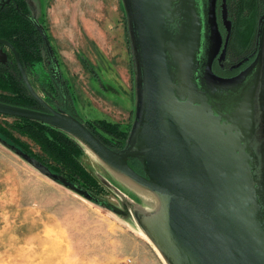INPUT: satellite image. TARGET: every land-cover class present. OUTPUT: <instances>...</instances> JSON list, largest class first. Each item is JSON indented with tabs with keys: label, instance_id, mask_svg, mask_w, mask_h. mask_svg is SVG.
Here are the masks:
<instances>
[{
	"label": "rangeland",
	"instance_id": "rangeland-1",
	"mask_svg": "<svg viewBox=\"0 0 264 264\" xmlns=\"http://www.w3.org/2000/svg\"><path fill=\"white\" fill-rule=\"evenodd\" d=\"M29 1L30 14L46 29L65 81L69 99L61 107L85 124H93L104 142L126 155L132 168L146 176L143 147L138 142L144 81L129 0ZM222 3L223 26L231 32V16L238 11L231 5L229 14L226 0ZM201 5L206 21L201 85L218 100L236 98L256 72L259 38L255 37L251 48L241 50L237 45L236 51L225 53V43L240 32H234L231 39L223 38L218 0H201ZM261 15L258 31L264 24V9ZM237 17L236 26L242 21ZM37 37V61L26 66L28 78L37 93L55 106L61 97L51 78L48 54ZM6 50L9 58L5 66L13 58ZM214 69L221 75L240 71L222 78ZM102 120L116 127L115 132L108 129L110 134L95 125ZM12 123V118L0 117L4 127ZM9 131L20 137L12 128ZM78 161L96 183L87 191L98 202L42 175L0 142V264H188L164 236L158 202L131 193L87 152Z\"/></svg>",
	"mask_w": 264,
	"mask_h": 264
},
{
	"label": "water",
	"instance_id": "water-1",
	"mask_svg": "<svg viewBox=\"0 0 264 264\" xmlns=\"http://www.w3.org/2000/svg\"><path fill=\"white\" fill-rule=\"evenodd\" d=\"M9 2L0 0V6ZM130 3L144 81L138 142L146 176L84 122L51 107L32 86L14 45L4 39L0 46L10 50L28 91L46 112L0 102V115L39 122L79 138L109 166L154 192L164 236L188 264H264V29L254 76L239 96L218 100L206 93L200 80L206 34L201 0ZM30 20L64 91L49 38L37 20ZM0 62H8L2 48ZM0 142L42 175L96 201L36 158Z\"/></svg>",
	"mask_w": 264,
	"mask_h": 264
},
{
	"label": "trees",
	"instance_id": "trees-1",
	"mask_svg": "<svg viewBox=\"0 0 264 264\" xmlns=\"http://www.w3.org/2000/svg\"><path fill=\"white\" fill-rule=\"evenodd\" d=\"M10 2V4L0 6V39L7 40L14 45L26 69V66L29 65V63L37 61L35 52L37 51L39 39H37V33L32 28V24L29 21L31 14L27 0H10ZM12 2L17 3V5L12 4ZM255 4L256 0H234V3L231 4L238 6L237 14L242 18V21L238 26H236V32H240L238 33V36L225 43V53L228 50L236 51L237 45L243 47L241 49L243 50L252 46L254 43L258 24L255 21L251 22L250 20V22H247L246 20H249V15L253 16L258 14ZM249 12L250 14H248ZM247 29H250L249 33L247 32ZM249 35H251V37H249ZM48 59L50 60L49 55ZM251 61L252 60L250 59L248 64ZM223 72L225 71L223 70ZM51 78L56 85L57 93L60 94V96L61 94L64 95V91L60 89L56 79L54 78L53 70L51 72ZM65 89L66 86L64 81V90ZM0 102L32 110H39L37 107L39 105L41 106V104H39L28 91L16 66L14 57L10 58V62L7 66L0 62ZM0 117L4 119L11 118L1 115ZM75 117L78 118L77 116ZM12 119L14 120V123H12L10 127L9 125L8 127H4L0 124V140L2 142L36 158L48 166L54 174L60 177V179L68 181L85 191H87L89 185L91 186L96 184L94 179L78 161V158L81 155H84L86 151L75 139L60 130L39 122L27 119ZM86 124L87 127L96 136H98L95 133L94 125H89L88 122ZM95 125L100 126L110 134H112V132L108 129L114 131L116 128L105 120H102L101 122L97 121L95 122ZM9 128L16 131L20 137L12 134L9 131ZM22 137L26 138L27 141L22 140ZM98 138L100 137L98 136ZM104 143L112 149V147H110L106 142ZM95 202H98V200L96 199Z\"/></svg>",
	"mask_w": 264,
	"mask_h": 264
},
{
	"label": "flooded vegetation",
	"instance_id": "flooded-vegetation-1",
	"mask_svg": "<svg viewBox=\"0 0 264 264\" xmlns=\"http://www.w3.org/2000/svg\"><path fill=\"white\" fill-rule=\"evenodd\" d=\"M262 1L263 0H256V8H257V11H258V14L257 15H249V18H250V16H252L250 19L252 20V22H256L257 24L259 23V20H260V18L262 17V15H261V10H263V8H264V5L262 4ZM27 4H28V6H30V1L29 0H27ZM129 2H130V0H129ZM223 2V0H218V21H219V25H220V31L222 32V35H223V38H228V36L230 37V39L232 38V34L234 33V32H236V25H235V19L236 18H238L237 17V15L238 14H235L234 15V11H233V15L231 16V20H232V22H233V27H232V31L231 32H228L225 28H224V21H223V18H222V9L220 10V6H222V3ZM255 2V1H254ZM11 2H9V4H10ZM234 3V0H226V6H228V12H229V14H230V7H231V4H233ZM12 4H14V5H17V3H15V2H12ZM130 5H131V3H130ZM233 6V10H234V7H235V10L238 8V6L236 5V6H234V5H232ZM23 8V7H22ZM131 9H132V7H131ZM18 10V9H17ZM220 11V12H219ZM228 15V14H227ZM32 16H30V18H31ZM233 17V18H232ZM30 18H29V21H30V23L32 24L31 26H32V28L36 31V33L40 36V39L42 40V42H43V39H42V37H41V35H40V33L37 31V29H36V26L33 24V22H31V20H30ZM32 18H34L35 20H37V22L41 25V23H40V21H39V19L37 18V17H32ZM42 26V25H41ZM43 27V26H42ZM44 28V27H43ZM263 29H264V24H263V26L262 27H260V31H258L259 30V26L257 27V35H256V39L258 40V38H259V41H261V36H262V31H263ZM44 30H45V32H46V34H47V31H46V29L44 28ZM226 32V33H225ZM230 33V34H229ZM48 36V35H47ZM49 38V37H48ZM38 39V38H37ZM50 41V40H49ZM43 44H44V42H43ZM45 45V44H44ZM3 49L4 51H6L7 52V48H5V47H2V46H0V49ZM45 49H46V51H47V48H46V46H45ZM259 51H260V48H259ZM8 58H9V54H8ZM50 61V60H49ZM50 63H51V61H50ZM218 65H220L219 63H218ZM224 66H225V64H224ZM59 67V66H58ZM51 68H52V70H53V66H52V63H51ZM237 70H239L240 71V69H237ZM239 71L236 73V72H234V73H231V74H229L230 76H225V75H221L217 70H215V73H216V75L217 76H219V77H222V78H231V77H234V76H236L238 73H239ZM231 72H233V71H231ZM66 86V85H65ZM64 95H62L61 94V100H60V102H55V106H51L50 104V106L51 107H53L54 109H59V108H62L61 107V105L60 104H63V105H67L68 104V97H67V94H66V90H64ZM60 95V94H59ZM67 103V104H66ZM63 109V108H62ZM64 110V109H63ZM38 111H42V112H46V110L44 109V107L42 106V109H39Z\"/></svg>",
	"mask_w": 264,
	"mask_h": 264
},
{
	"label": "bare ground",
	"instance_id": "bare-ground-1",
	"mask_svg": "<svg viewBox=\"0 0 264 264\" xmlns=\"http://www.w3.org/2000/svg\"><path fill=\"white\" fill-rule=\"evenodd\" d=\"M75 140H77V142L84 148V150H86V152L93 158V160L99 163L106 171H108L117 180H119L131 193L144 201L146 200L149 202L160 203L158 196L154 192L138 184L120 171L109 166L83 140L79 138H76Z\"/></svg>",
	"mask_w": 264,
	"mask_h": 264
}]
</instances>
